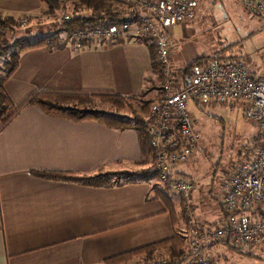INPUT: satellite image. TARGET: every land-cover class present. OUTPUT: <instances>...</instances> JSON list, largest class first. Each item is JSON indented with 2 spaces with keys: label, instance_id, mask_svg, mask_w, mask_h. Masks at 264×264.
<instances>
[{
  "label": "crops",
  "instance_id": "0c3cea01",
  "mask_svg": "<svg viewBox=\"0 0 264 264\" xmlns=\"http://www.w3.org/2000/svg\"><path fill=\"white\" fill-rule=\"evenodd\" d=\"M66 3L58 9L62 13L71 7L68 0ZM46 6L41 0H0V13L16 17L19 22L21 16L27 17L23 25L28 29L26 35L36 38L59 29L53 25L58 10L50 13ZM186 26L176 23L170 31L171 60L178 73L185 77V65L199 56H204L201 60L204 64L210 56L224 55L244 59L254 75L264 78V62L250 65L249 53L242 49L233 52L232 45L208 50L199 37L186 32ZM258 31L252 32L251 37ZM59 34L64 37L62 31ZM19 54L16 69L4 82L16 105H21L37 88L48 86L114 90L140 99H145L141 95L155 91L153 97L145 100H154L161 90V81L151 67L150 49L137 39L122 38L109 45L96 41L82 48L71 46L68 40L64 47L34 46L23 48ZM237 101L247 109L246 102L239 98L223 103L233 105ZM259 136L257 126L249 157ZM140 139L135 125L118 129L90 117L72 120L48 114L38 104L24 105L4 126L0 121V264H107L106 258L167 239L175 232L185 237V247L191 235L180 214L182 197L162 184L156 172L144 179L111 185L57 180L33 172L54 169L89 174L102 169L154 168L153 157L141 159ZM199 149L187 162L178 165L180 172L187 175L182 167L189 166L185 164L193 160ZM231 174L226 175L216 194L212 187L195 188L197 218L211 223L222 220L221 199ZM155 186L170 192L177 211L174 218L166 200L153 195ZM253 247L242 245L238 250L251 253ZM143 258L142 253L118 264H136Z\"/></svg>",
  "mask_w": 264,
  "mask_h": 264
},
{
  "label": "built area",
  "instance_id": "2783aa9c",
  "mask_svg": "<svg viewBox=\"0 0 264 264\" xmlns=\"http://www.w3.org/2000/svg\"><path fill=\"white\" fill-rule=\"evenodd\" d=\"M197 1L123 0L114 9L112 19L96 25L73 26L68 37L75 48L96 41L109 45L122 38L141 41L148 37L162 63L161 93L150 103L143 124L154 150V170L159 181L184 199L191 238L180 256L143 258L136 264H241L215 251V245L252 247L264 239V78L254 75L244 59L224 55L197 63L188 78L178 73L171 60V27L190 20ZM237 1L250 15L264 19V0ZM82 15L64 12L57 21L65 23ZM21 17L20 25H25L27 17ZM237 98L251 107L249 112L257 121L260 136L251 157L238 161L225 182L221 199L224 217L211 223L196 217L193 192L197 184L178 169L199 149L202 137L188 101L211 104Z\"/></svg>",
  "mask_w": 264,
  "mask_h": 264
},
{
  "label": "trees",
  "instance_id": "16d2710c",
  "mask_svg": "<svg viewBox=\"0 0 264 264\" xmlns=\"http://www.w3.org/2000/svg\"><path fill=\"white\" fill-rule=\"evenodd\" d=\"M46 3V9L50 13L57 11L59 8L65 7V0H41ZM73 5L71 6L72 13L76 14L77 12H81L82 16L72 17L71 21H66L65 23H61L56 21L53 25L58 27V31L53 33H48L46 35L36 37L34 40H28L25 32L21 34H16L18 32L17 28L19 27V21L16 17H12L11 15H2L0 13V54L7 53L9 56L8 60L5 62V67L7 69L3 73L0 74V121L1 126L6 125L10 120H12L13 116L24 107L26 104H35L40 105V108L46 113H52L53 115H64L66 118L75 120L87 119V117L97 119L98 121H102L106 125L115 126V128L121 129L125 128V126L135 125L138 130L141 149H142V157L141 159H147L149 157H153V148L151 147L149 140L150 137L146 133L145 124H143V117L149 113L150 103L153 101L149 98V100H142L140 102L139 110L134 111L133 115L130 117L125 116V114H121L120 112L114 110H106L102 109V107H95L94 104L96 100H101L104 103H108L113 105L115 109L121 110L124 107H129L133 109V103L136 101V96H127L126 94H119L114 92V90H89V89H76V88H64V87H44L37 88L32 94L26 97L21 105L14 104V101L9 96L10 94L5 90L4 82L5 79L10 75V73L16 69V66L19 61L20 51L23 48H30L34 46H49L50 48H59L64 47L66 43H68L69 33L71 32L73 26H89L96 25V23H103L110 19L113 16V11L115 8L120 6V3L123 0H72ZM69 11V12H70ZM58 19V18H57ZM56 19V20H57ZM59 23V24H57ZM7 30L12 31L13 40L6 42L3 35H5ZM59 31L64 33V37L59 34ZM5 41H4V40ZM145 45L147 44L150 49V56L152 61V70L157 74V78L162 83V63L158 60L157 57V49L155 46L150 43L149 38L141 40ZM204 56H199L197 59H194L191 63H187L184 67L185 78L191 75V69L197 63L201 64V60H203ZM162 87V86H161ZM158 92V94H160ZM157 94V95H158ZM252 140H255L252 138ZM154 159V158H153ZM141 160V161H143ZM36 175H42V177L47 178H55L57 180H65L67 181H79L83 184H92V185H111L117 183H123L127 181H135L139 178L150 177L152 173H155L154 168L152 167H144L135 170L126 169H114L107 170L104 169L99 170L96 173H74L68 172L67 170L58 171V170H34ZM155 196H159L166 200L168 204V209L171 211V214L174 216L177 214V211L174 208L173 200L170 198V192L167 190H161L158 187H154ZM184 199L182 198V205ZM182 212L180 213L183 218H185L186 210L182 206ZM176 219V218H175ZM184 236L180 232H175L172 237H167V239L155 240L146 245H142L138 248H134L133 250L118 254L116 256H111L105 261L107 264H118L122 263L129 259L130 257H134L136 255L142 254L144 258L154 257L155 255H163L168 254L170 257L180 256L181 253L185 250L186 247ZM104 261V262H105Z\"/></svg>",
  "mask_w": 264,
  "mask_h": 264
},
{
  "label": "rangeland",
  "instance_id": "374dc122",
  "mask_svg": "<svg viewBox=\"0 0 264 264\" xmlns=\"http://www.w3.org/2000/svg\"><path fill=\"white\" fill-rule=\"evenodd\" d=\"M63 3H66V0ZM68 3L73 5L72 0H68ZM71 8L68 10H72ZM194 10L193 17L182 23L187 24L186 32L190 31V35L199 37V41L208 47V50L212 48V51H215L232 45L234 46L233 52L239 53L242 49L244 53H249L252 57L251 60L249 59L250 65L259 61L263 64L264 31L261 30L264 28L263 19L250 15L248 10L243 8L237 0H198ZM60 14L62 11L58 10L57 15L60 16ZM258 29L260 30L258 31ZM17 30L16 34L22 32L26 34L28 31L20 23ZM257 31V35L251 37L252 32L256 33ZM12 34L11 30H7L3 35L6 42L13 40ZM34 37L35 35L27 38L33 40ZM9 56L4 52L0 54L1 75L7 69L5 62ZM152 84L154 85L155 82ZM154 93L155 91H149L146 95H141V98L153 97ZM142 100L136 96L133 109L126 106L124 109L117 110L113 105L104 103L100 99L96 100L94 106L125 112L127 116H130L133 115L134 111L139 110ZM188 105L196 119V129L202 134V137L199 151L193 156L192 161L185 164L189 166L187 168L182 167V169L187 175L191 174L198 189L212 187L214 194H216L218 191L220 192L223 186L222 181L226 175L234 171L236 163L249 158L250 148H252H249L250 142L256 134V120L248 110L251 107L247 104L246 109L239 101L229 105L228 103L196 104L191 100L188 101ZM215 249L221 251L232 261L245 262V264H264V239L251 248V253H245L244 248V251L240 253L238 248L231 243L225 246L217 245Z\"/></svg>",
  "mask_w": 264,
  "mask_h": 264
}]
</instances>
